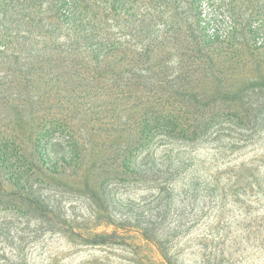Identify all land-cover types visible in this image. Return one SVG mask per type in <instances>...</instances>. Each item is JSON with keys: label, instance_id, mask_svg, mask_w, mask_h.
Returning a JSON list of instances; mask_svg holds the SVG:
<instances>
[{"label": "rangeland", "instance_id": "1", "mask_svg": "<svg viewBox=\"0 0 264 264\" xmlns=\"http://www.w3.org/2000/svg\"><path fill=\"white\" fill-rule=\"evenodd\" d=\"M0 264H264V0H0Z\"/></svg>", "mask_w": 264, "mask_h": 264}]
</instances>
